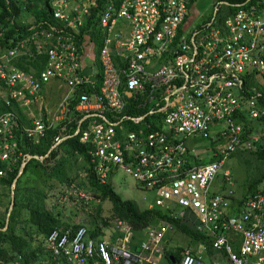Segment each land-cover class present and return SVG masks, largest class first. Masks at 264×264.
Segmentation results:
<instances>
[{"label": "built area", "instance_id": "built-area-1", "mask_svg": "<svg viewBox=\"0 0 264 264\" xmlns=\"http://www.w3.org/2000/svg\"><path fill=\"white\" fill-rule=\"evenodd\" d=\"M29 1L40 20L26 11L31 32L9 40L0 55L7 108L0 114V178L30 160L26 143L38 145L58 128L51 149L77 136L96 183L111 185L122 173L137 189L155 192L149 209L166 210L210 238L213 260L184 249L177 264H264V183L232 204L225 171V194L211 190L225 158L264 155V0H218L192 31L198 0H48V9ZM229 6L236 10L217 20ZM41 55L38 71L31 63ZM19 57L30 63L27 72L15 64ZM172 231L169 223L150 228L130 252L126 239L111 244L84 227L57 228L45 249L55 264H157Z\"/></svg>", "mask_w": 264, "mask_h": 264}, {"label": "trees", "instance_id": "trees-1", "mask_svg": "<svg viewBox=\"0 0 264 264\" xmlns=\"http://www.w3.org/2000/svg\"><path fill=\"white\" fill-rule=\"evenodd\" d=\"M221 1L230 5H235L245 0ZM36 3L48 9V0H40ZM23 7L26 9L25 11H23ZM35 8L36 4H32L29 0L26 2L9 1V3L6 0H0V55L4 50L12 46V44L8 43L9 40L16 41L19 38L26 37L31 32L29 30L30 17L26 14V11L36 16L35 19L40 20L38 17L40 13L35 11ZM235 10L236 7H223V9L218 10L216 19L222 21ZM41 15L44 16V12ZM211 16H209L208 20ZM44 20L49 21L52 25H57L55 21H52L51 18L47 16H45ZM44 62L45 56L41 55L37 58V61L31 63V65L36 69L38 68L37 70L39 71L42 69ZM15 64L24 72L29 70L30 63H28L25 57L17 58ZM260 90L264 93V82ZM6 111L7 108L0 97V114ZM21 118H23L22 115ZM249 124L250 122L246 120L245 127H248ZM76 127L77 122H73L69 125L66 133L72 135ZM57 134L58 128L49 129L38 145L26 143L27 145L24 148L26 154L43 157V160H29L18 178L17 176L21 163H19L17 168L12 172L0 178V192L2 193L0 194V205L2 203L1 198L7 199L8 204H10L11 186L17 178L13 189L14 204L8 217V223L6 224L8 204L4 215L0 217V262H9L19 255L22 257V261H20L19 264H55L51 254L45 249V239L54 229L62 228L75 232L80 227H84L88 231V236L97 240L105 237L106 231L103 232V229L113 228L112 223H116L117 221L124 223V227L130 231L131 236L129 242L133 241V244L136 243L137 237L150 226L169 223L173 226L174 231L186 236L191 245L201 243L205 245L208 250L210 249V238L196 233L191 225L187 224V222L180 219L178 216H173L168 211L160 208L139 210L132 201L122 199L111 185H99L96 183L87 169L86 147L79 144L78 137L76 136L65 139L55 148L51 149L53 146V139ZM251 154L261 162L262 169L260 177L249 184L248 194L254 193L260 185L264 183V155L262 153ZM211 160L214 159L212 158ZM77 161H82L80 164L82 170L87 173L85 176L88 181L86 195L89 197L91 196L94 202H96V204L93 203L96 222H92V224L90 223L89 225H86L84 222L79 224L65 222L60 218L59 213L55 214L46 210L42 203L45 195L44 189L46 187L47 189L52 188L50 184L51 179H56L60 184H64V186H70L72 181L68 179V173L72 170V167ZM23 178L26 179L22 181ZM35 181H38V183L41 181L44 184L41 188L33 187L31 183ZM79 185L82 189L85 186V184L81 182ZM34 197H36V200H34ZM81 201L86 205L85 200L81 199ZM104 202L109 203L111 206L107 211L108 215L106 218L101 216L103 210L101 203ZM86 203L89 202L86 201ZM25 212H27L28 217L23 220L22 215ZM27 223H29V226H27L28 230L25 228ZM111 233L113 240L114 238L117 240L123 239V236L120 234L121 232L117 233L116 229L111 230ZM109 242L111 244H119L111 241ZM183 249L184 248L181 246L176 247L175 250L167 251L166 256L175 259L177 264ZM192 255L197 257L194 253H192ZM169 261H171L170 258ZM59 264L69 263L65 260H60ZM169 264L171 263L169 262Z\"/></svg>", "mask_w": 264, "mask_h": 264}, {"label": "rangeland", "instance_id": "rangeland-1", "mask_svg": "<svg viewBox=\"0 0 264 264\" xmlns=\"http://www.w3.org/2000/svg\"><path fill=\"white\" fill-rule=\"evenodd\" d=\"M216 1L218 0H198L188 19L189 31L194 30L203 22H206L209 16H211L214 12ZM91 53L94 54V50H91ZM0 96H2L1 89ZM206 141L208 140L206 139ZM81 162L82 161H77V163L72 167V170L68 173V179L72 181L70 186H64V184H60L54 178L50 180L52 188L47 189L46 187L44 189L45 195L42 203L46 210L55 214L59 213L60 218L65 222H71L73 224L84 222L86 225H89L90 223L92 224V222H96L95 212L93 209V205L96 204V202H94L92 198L86 200L79 196V193L86 194L88 189V181L86 180V177H84L85 171L82 170V166L80 165ZM261 169V162L253 154L247 152L235 153L234 155L224 159L223 166L215 178L211 190L214 192L220 190V192H217L220 194H223L226 191V189L224 190L222 188V176L225 171H229L231 181L233 183V186L229 189L233 192V197L240 198L243 195L245 196L249 192V184L253 183L260 177ZM25 179L26 178H23L22 181ZM80 182L84 183L86 187L84 186L82 189L79 185ZM31 184L33 187L41 188L44 183L41 181L39 183L38 181H35ZM111 186L122 199L132 201L139 210L153 206L155 192L137 189L134 186L133 180L122 173L118 174V177L114 179ZM81 199L85 200V204L87 206L82 203ZM34 200H36V197H34ZM86 201L89 203H86ZM4 202V205L0 206V217L4 215L8 200L4 199ZM101 205L103 208L101 216L106 218L108 215L107 211L111 208V206L107 202L101 203ZM22 216L23 220L27 218V212H25ZM27 226H29V223L25 225V228L28 230ZM116 232L119 233L120 230H116ZM170 233L171 232H169V234ZM183 238L185 237L183 236ZM181 243H183V241ZM158 264L168 263L162 256H160Z\"/></svg>", "mask_w": 264, "mask_h": 264}, {"label": "crops", "instance_id": "crops-1", "mask_svg": "<svg viewBox=\"0 0 264 264\" xmlns=\"http://www.w3.org/2000/svg\"><path fill=\"white\" fill-rule=\"evenodd\" d=\"M84 177H85V174H84ZM222 188L224 190L226 189L225 186L223 185V179H222ZM217 192H220V190H218ZM0 194H2V193L0 192ZM223 194H225V192ZM243 197H244V195L241 196L240 198H234L233 197V199H230V202H232V204L239 203V201ZM1 202L2 203H1L0 206L4 205V203H5L4 202V198H1ZM112 225H113V228L103 229V232L106 231V235H105V237L103 239L109 240L111 242L119 243V244L123 243V241L126 239L125 246L130 250V252H132V251L135 252L136 251V248H137V244L140 243L145 238V233L147 232V230H149L150 228H153V227H157L159 224L150 226L147 230H145L140 236L137 237V240L135 241L136 243H134V244H133V241L129 242V240H130L129 238H130L131 234H130V231L124 227V223H123V225L117 226V227H116V224L115 223H112ZM114 229L120 230V232H121L120 234L123 236V239L122 240H120V239L117 240L116 238H114V240L112 239L111 230H114ZM107 230H109V231H107ZM170 234L168 233L166 235V242H167V244H166V247H165V252L162 255H160V256H162L166 260V262L168 264H169V262L171 263V261H169V258L170 257L168 258L166 256L167 255V251H169V250H175L176 247H180V246L183 247L184 249H189L197 257L198 256L202 257V259L204 261H208L209 262V261H211V260L214 259L213 258V255L211 254L210 249L208 250L205 247V245H203L201 243H198L196 245L195 244L194 245H191L189 239L186 236H184V235H182V234H180V233H178L176 231H172ZM183 236L186 239L183 238ZM182 241H183V243H181ZM160 256H158V258H157V264L159 263ZM97 264H102V263L98 262ZM113 264H120V263L119 262H114ZM175 264H176V260H175Z\"/></svg>", "mask_w": 264, "mask_h": 264}, {"label": "water", "instance_id": "water-1", "mask_svg": "<svg viewBox=\"0 0 264 264\" xmlns=\"http://www.w3.org/2000/svg\"><path fill=\"white\" fill-rule=\"evenodd\" d=\"M80 95H81V92L78 93V96H80ZM77 103H78V100L75 102V104H77ZM29 159H30V160H31V159H35V160H37L36 157H32V156H31ZM24 166H25V165L22 166V168H21V170H20V172H19L17 178L19 177V175H21ZM17 178L14 180L13 185H12L13 188H12V191H11V194H10V204H9V208H8L7 215H6V224L8 223V217H9V215H10V212L12 211L13 204H14V193H13V189H14L15 183H16V181H17ZM3 230H4V229H3ZM170 260H171V263H172V264H175V260H174L172 257H170Z\"/></svg>", "mask_w": 264, "mask_h": 264}]
</instances>
